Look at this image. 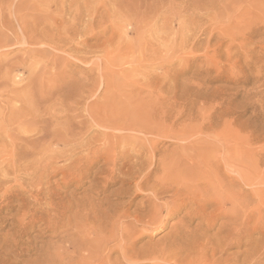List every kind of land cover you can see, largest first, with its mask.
Masks as SVG:
<instances>
[{"label":"rangeland","instance_id":"obj_1","mask_svg":"<svg viewBox=\"0 0 264 264\" xmlns=\"http://www.w3.org/2000/svg\"><path fill=\"white\" fill-rule=\"evenodd\" d=\"M250 254L264 261V0H0V264Z\"/></svg>","mask_w":264,"mask_h":264},{"label":"bare ground","instance_id":"obj_2","mask_svg":"<svg viewBox=\"0 0 264 264\" xmlns=\"http://www.w3.org/2000/svg\"><path fill=\"white\" fill-rule=\"evenodd\" d=\"M111 3V2H110ZM72 5H73V3H72ZM68 7V6H67ZM66 7V8H67ZM71 8V7H70ZM69 8V9H70ZM71 10V9H70ZM66 12V11H65ZM68 12H69V10H68ZM129 13H131V12H129ZM74 14V13H73ZM128 14V13H127ZM133 14V13H132ZM125 15V14H124ZM133 15H135V14H133ZM131 16H128V18H130ZM122 18V17H121ZM130 20V19H129ZM134 21V20H133ZM132 21V22H133ZM135 22V21H134ZM122 23V22H121ZM129 24H130V22H129ZM131 25V24H130ZM83 28V27H82ZM119 28V27H118ZM82 30V29H81ZM122 33V32H121ZM81 34V33H80ZM84 35V34H83ZM127 35H128V33H127ZM6 38V37H5ZM22 38H24V37H22ZM80 38H82V37H80ZM53 39V38H52ZM84 39V38H83ZM73 41V40H72ZM112 41V40H111ZM110 41V42H111ZM113 42V41H112ZM86 43V42H85ZM78 46V45H77ZM85 48V47H84ZM100 51V50H99ZM13 79V78H12ZM13 82V81H12ZM144 151V150H143ZM235 152V151H234ZM125 153V152H124ZM120 155V154H119ZM123 157V156H122ZM122 157H120V158H122ZM159 160V159H158ZM118 164V163H117ZM114 165V164H113ZM161 165V164H160ZM104 166H106V164L104 165ZM147 166V165H146ZM118 167V166H117ZM144 167V166H143ZM152 168V167H151ZM104 169V168H103ZM207 169V168H206ZM123 170V169H122ZM137 170V169H136ZM108 172V171H107ZM113 172V171H112ZM134 172V171H133ZM164 173V172H163ZM111 175V174H110ZM148 176H149V174H147V175H145V178H143V176H142V178L143 179H146V178H148ZM113 177V176H112ZM157 177V176H156ZM116 178V177H115ZM155 178V177H154ZM158 178V177H157ZM161 178V177H160ZM115 180V179H114ZM157 180V179H156ZM119 181V180H118ZM138 183V182H137ZM143 186L144 185V181L142 180V182H140L139 181V183L137 184V186ZM186 186V185H185ZM206 186V185H205ZM106 187V186H105ZM182 187V186H181ZM139 189V188H138ZM109 191V190H108ZM176 192V191H175ZM198 192V191H197ZM230 193V192H229ZM108 194V193H107ZM176 194H177V192H176ZM190 194V193H189ZM192 194V193H191ZM198 196V195H197ZM208 197V196H207ZM238 197V196H237ZM236 197V198H237ZM235 198V197H234ZM132 199V198H131ZM187 200V199H186ZM215 200V199H214ZM229 200V199H228ZM237 200V199H236ZM102 201V200H101ZM216 202V201H215ZM108 204H111V203H108ZM239 204H240V202H239ZM102 205V204H101ZM115 205V204H114ZM237 205V204H236ZM111 206H112V204H111ZM203 206H204V204H203ZM237 206H239V205H237ZM237 206H235V207H237ZM110 207V205H108V208ZM181 206H176L174 209L175 210H178L179 208H180ZM246 207V206H245ZM238 208H240V206L238 207ZM237 208V209H238ZM102 209V208H101ZM101 209H99V210H101ZM115 209V208H114ZM168 209V208H167ZM103 210V209H102ZM159 210L160 211H162V209L159 207ZM239 210V209H238ZM104 214V213H103ZM202 217V216H201ZM212 217V216H211ZM136 219H137V221L138 222H140V223H142V224H144V225H146V226H150V227H152L153 225H157L158 223H160V221H159V219L158 218H156L155 216H154V211H153V213H149L148 212V214H146V215H140L139 217H136ZM163 219H165V218H163ZM109 220V219H108ZM161 223H162V221H161ZM100 224V223H99ZM111 224V223H110ZM109 224V225H110ZM100 226V225H99ZM121 227V226H120ZM136 227V226H135ZM242 227V226H241ZM99 228V227H98ZM122 228V227H121ZM120 228V229H121ZM124 228V227H123ZM102 229V228H101ZM240 229V228H239ZM124 230V229H123ZM126 231V230H125ZM237 231H238V229H237ZM253 231V230H252ZM124 233V231H121V233ZM242 232H243V230H242ZM242 232H240V235L242 234ZM79 233V232H78ZM77 233V234H78ZM84 233V232H83ZM102 233H103V231H102ZM247 233V232H246ZM245 233V230H244V234L247 236L246 237V240L248 239H250L251 240V238H249V234L247 235ZM61 234V233H60ZM73 234H75V233H73ZM238 234V233H237ZM72 235V234H71ZM123 235V234H122ZM121 235V237L123 238L124 237V235H125V237H126V233H124V235L122 236ZM240 235H238V238L237 239H231L227 244H226V246L227 247H230V246H234V245H238L239 247H241V245L243 244V240H244V238H245V235H244V238H242ZM251 235V234H250ZM64 236V235H63ZM68 236H70V234L68 235ZM240 236V237H239ZM72 237V236H71ZM71 237H69V238H71ZM83 237H84V235H83ZM216 237V236H215ZM80 238V237H79ZM113 238H115V234L113 233L112 235H111V239H113ZM102 239V238H101ZM107 239V241H108V238H106ZM125 239V238H124ZM72 240V239H71ZM120 240H122V239H120ZM223 239H221V241H222ZM245 240V241H246ZM101 241V240H100ZM107 241H105V243L107 242ZM123 241V240H122ZM220 241V242H221ZM226 241V240H225ZM104 242V241H103ZM117 242H119V241H117ZM121 242V241H120ZM220 242H219V245H220ZM251 242H252V240H251ZM81 243V242H80ZM65 244V243H64ZM72 244V243H71ZM224 243L222 242V245H223ZM81 245V244H80ZM107 245V244H106ZM221 245V246H222ZM260 245V244H259ZM76 246V245H75ZM105 245H103V247H101L102 249L101 250H103V248H106V247H104ZM188 246V245H187ZM220 247V246H219ZM261 247H263V245L261 246ZM90 248V247H89ZM97 248V247H96ZM99 248V247H98ZM216 248H218V247H216ZM221 248V247H220ZM257 248H259V247H257ZM63 249H64V247H63ZM82 249V248H81ZM215 249V248H214ZM219 249V248H218ZM225 249V247L224 248H221V249H219L220 251H223ZM260 249L261 248H259L258 250L260 251ZM257 250V251H258ZM97 251V250H96ZM96 251H94V252H96ZM100 251V250H99ZM105 251H106V249H105ZM219 251V252H220ZM256 251V250H255ZM263 251V250H262ZM103 252V251H102ZM123 252V251H122ZM124 254H126L128 251L126 250V249H124ZM253 252V251H252ZM97 253H98V251H97ZM222 253V252H221ZM226 253V252H225ZM242 253V252H241ZM255 253V252H254ZM253 253V254H254ZM256 253H258V252H256ZM255 253V254H256ZM107 254V253H106ZM205 254V253H204ZM223 254V253H222ZM249 255L247 258H246V260H237L236 262H234L233 264H264V261H262V260H260L259 258H262V257H256V255L254 256V255ZM258 254H260V253H258ZM98 255V254H97ZM97 255H95V256H97ZM213 257L216 255V250H213ZM242 255H244V254H242ZM264 255V254H263ZM193 256V255H192ZM258 256V255H257ZM260 256V255H259ZM92 257V256H91ZM93 257H94V255H93ZM98 257L99 256H97V258H96V260L98 259ZM222 257V256H221ZM243 257V256H242ZM241 257V258H242ZM57 258V257H56ZM82 258V257H81ZM103 258H105V257H103ZM124 258H125V255H124ZM207 258V257H206ZM238 258H240V257H237L236 259H238ZM244 259H245V257H243ZM93 259V258H92ZM108 259H110V258H108ZM108 259H106V260H108ZM127 259V258H126ZM209 259V258H208ZM105 260V259H104ZM90 261H92V260H89L88 262H90ZM149 261V260H148ZM216 261H217V259H216ZM241 261V262H243V263H239V262ZM133 262V261H132ZM146 261H144V263H145ZM224 262H227L226 261V259L224 260ZM68 263V262H67ZM86 263V262H85ZM102 263V262H101ZM106 263V262H105ZM137 263V262H136ZM64 264V263H63ZM96 264H97V262H96ZM100 264V263H99ZM104 264V263H103ZM109 264V263H108ZM198 264V263H197ZM223 264V263H222ZM226 264V263H225Z\"/></svg>","mask_w":264,"mask_h":264}]
</instances>
